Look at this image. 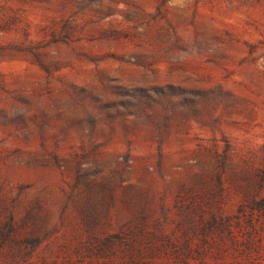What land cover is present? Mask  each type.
Instances as JSON below:
<instances>
[{"label": "rangeland", "instance_id": "rangeland-1", "mask_svg": "<svg viewBox=\"0 0 264 264\" xmlns=\"http://www.w3.org/2000/svg\"><path fill=\"white\" fill-rule=\"evenodd\" d=\"M264 0H0V264H264Z\"/></svg>", "mask_w": 264, "mask_h": 264}, {"label": "trees", "instance_id": "trees-1", "mask_svg": "<svg viewBox=\"0 0 264 264\" xmlns=\"http://www.w3.org/2000/svg\"><path fill=\"white\" fill-rule=\"evenodd\" d=\"M256 205L260 208H264V199L258 201ZM245 264H261V263L258 260L257 261L250 260L246 262Z\"/></svg>", "mask_w": 264, "mask_h": 264}]
</instances>
